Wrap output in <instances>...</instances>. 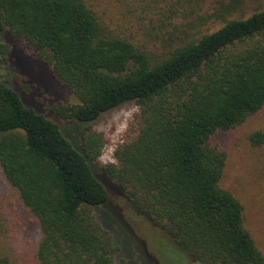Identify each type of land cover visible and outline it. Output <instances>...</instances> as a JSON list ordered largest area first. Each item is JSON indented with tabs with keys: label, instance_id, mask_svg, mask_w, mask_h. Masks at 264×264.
Returning a JSON list of instances; mask_svg holds the SVG:
<instances>
[{
	"label": "trees",
	"instance_id": "trees-1",
	"mask_svg": "<svg viewBox=\"0 0 264 264\" xmlns=\"http://www.w3.org/2000/svg\"><path fill=\"white\" fill-rule=\"evenodd\" d=\"M203 1L156 0L162 18L148 45L84 0H0V70L9 38L26 53H16L24 67L45 65L78 102L51 109L75 123L73 140L0 73V172L36 220V264H125L92 211L113 190L185 262L264 264L243 206L221 187L227 156L211 142L264 107V7L232 18L244 0H221L206 18L197 13ZM211 19L222 26L200 33ZM128 102L138 113L116 164L98 168L105 138L92 123ZM250 140L260 146L264 133Z\"/></svg>",
	"mask_w": 264,
	"mask_h": 264
},
{
	"label": "rangeland",
	"instance_id": "rangeland-1",
	"mask_svg": "<svg viewBox=\"0 0 264 264\" xmlns=\"http://www.w3.org/2000/svg\"><path fill=\"white\" fill-rule=\"evenodd\" d=\"M84 1L109 27L133 37L139 43L153 44L150 29L162 18L161 4H156V0ZM218 1L221 0H204L197 13L207 18ZM263 7L264 0H244L241 11L232 18H247ZM221 26V21L211 19L197 29L200 33H211ZM6 39L10 40V51L0 73L32 100L31 106L57 121L68 137L77 139L75 123L59 119L51 110L59 104H77L76 97L56 83L51 70L45 65L25 60L24 67L16 53L19 50L27 56L26 53L11 39ZM6 39H2L5 44ZM26 91L32 92L27 94ZM137 113V104L128 102L103 113L92 123L93 129L105 138L98 168L116 164L114 151L124 141ZM255 132L264 133V107L239 127L217 132L211 142L227 156L221 187L229 190L243 206L244 225L264 255V143L260 146L252 144L250 136ZM106 182V189L114 186L107 179ZM108 195L109 200L92 211L97 213L96 220L119 248L115 262L123 259L125 264H192L189 260L185 262L184 254L171 246L168 236L153 229L154 226L144 217L131 213L128 202L116 191L108 192ZM40 238L35 218L23 207L17 192L5 182L0 172V260H6L8 264H36L34 252Z\"/></svg>",
	"mask_w": 264,
	"mask_h": 264
}]
</instances>
